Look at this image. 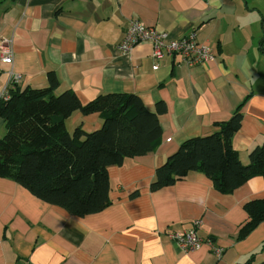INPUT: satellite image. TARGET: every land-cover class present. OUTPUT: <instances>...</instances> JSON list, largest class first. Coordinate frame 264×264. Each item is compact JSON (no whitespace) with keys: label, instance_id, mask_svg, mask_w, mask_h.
Returning <instances> with one entry per match:
<instances>
[{"label":"crops","instance_id":"1","mask_svg":"<svg viewBox=\"0 0 264 264\" xmlns=\"http://www.w3.org/2000/svg\"><path fill=\"white\" fill-rule=\"evenodd\" d=\"M131 19L170 39L193 34L213 58H155L146 41L123 52L117 43ZM263 29L264 0H0V57L4 46L12 51L11 62L0 60V93L11 76L19 86L42 88L53 73L54 94L72 91L81 103L136 94L161 126L154 150L107 167L111 203L93 214L71 215L0 177V264H243L252 254V264L264 261V220L238 237L248 220L244 203L264 198L262 176L226 194L201 172L149 188L156 167L182 141L211 133L239 104L231 144L249 163L264 141ZM78 123L86 132L102 124L98 113L75 112L65 127ZM192 227L223 248L219 258L205 244L184 251L168 238Z\"/></svg>","mask_w":264,"mask_h":264},{"label":"trees","instance_id":"2","mask_svg":"<svg viewBox=\"0 0 264 264\" xmlns=\"http://www.w3.org/2000/svg\"><path fill=\"white\" fill-rule=\"evenodd\" d=\"M57 79L48 73L42 88L19 86L14 80L0 97V177L10 178L46 203L82 217L111 202L107 167L126 158L145 155L157 146L161 126L136 94L105 93L81 103L75 93L54 94ZM239 104L231 116L214 123L204 136L185 139L156 167L150 190L169 186L191 172L208 177L220 193H231L253 175L264 179V141L240 162L231 140L241 126ZM98 113L101 126L86 132L78 123L71 131L65 120L73 113ZM138 191H133L134 197ZM248 220L238 237L264 220V198L243 205ZM253 254L243 263L252 264ZM259 264H264V261Z\"/></svg>","mask_w":264,"mask_h":264},{"label":"built area","instance_id":"3","mask_svg":"<svg viewBox=\"0 0 264 264\" xmlns=\"http://www.w3.org/2000/svg\"><path fill=\"white\" fill-rule=\"evenodd\" d=\"M188 38V44L183 45L179 39H170L165 31L159 30L153 26H146L136 19L128 20V26L124 30V33L117 43V48L123 52H128L134 46L141 42H149L153 46L152 56L159 58L158 56L164 52L168 54L176 53L180 54L187 62L191 61L194 64L202 63L206 60L213 58V53L202 45L198 44L193 34L184 36ZM262 50L264 52V29L261 42ZM180 49L186 50L185 52L180 51ZM1 62L9 63L12 60V51L10 46L6 45L1 48ZM154 65L153 68H156ZM19 78L18 75L11 76L4 88L1 91L0 97L5 95V89L10 86L12 80L17 82ZM198 222H194V227H196ZM192 227L190 229L181 232H172L168 234V238L176 242L181 250H193L198 248L201 244H205L211 253L219 258L223 253V248L213 242L211 238H201L197 233L196 229Z\"/></svg>","mask_w":264,"mask_h":264},{"label":"bare ground","instance_id":"4","mask_svg":"<svg viewBox=\"0 0 264 264\" xmlns=\"http://www.w3.org/2000/svg\"><path fill=\"white\" fill-rule=\"evenodd\" d=\"M140 22V21H139ZM142 23V22H141ZM145 25V24H144ZM146 26H148V25H146ZM162 31H164V30H162ZM180 41L182 42V44L183 45H187L188 44V38H181L180 39ZM196 41V40H195ZM197 42V41H196ZM198 43V42H197ZM198 44H200V43H198ZM203 45V44H202ZM205 46V45H204ZM153 47V46H152ZM180 51H182V52H185L186 50H184V49H180ZM152 53H153V50H152ZM211 53V52H210ZM162 55V53L158 56V57H160ZM186 61V60H185ZM187 62V61H186ZM188 64H194L193 62H191V61H188L187 62Z\"/></svg>","mask_w":264,"mask_h":264},{"label":"rangeland","instance_id":"5","mask_svg":"<svg viewBox=\"0 0 264 264\" xmlns=\"http://www.w3.org/2000/svg\"><path fill=\"white\" fill-rule=\"evenodd\" d=\"M7 87H8V86H7ZM7 87H6V88H7Z\"/></svg>","mask_w":264,"mask_h":264}]
</instances>
